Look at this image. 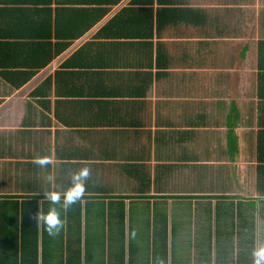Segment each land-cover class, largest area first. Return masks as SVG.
I'll use <instances>...</instances> for the list:
<instances>
[{
    "label": "crops",
    "instance_id": "obj_1",
    "mask_svg": "<svg viewBox=\"0 0 264 264\" xmlns=\"http://www.w3.org/2000/svg\"><path fill=\"white\" fill-rule=\"evenodd\" d=\"M10 7L51 10V33H4ZM37 156L61 191L92 169L55 238ZM261 245L264 0H0L6 264H253Z\"/></svg>",
    "mask_w": 264,
    "mask_h": 264
},
{
    "label": "clouds",
    "instance_id": "obj_2",
    "mask_svg": "<svg viewBox=\"0 0 264 264\" xmlns=\"http://www.w3.org/2000/svg\"><path fill=\"white\" fill-rule=\"evenodd\" d=\"M34 163L40 169H52L47 171L43 180L47 188L40 191L42 199L38 202V208L34 215L37 224H43L50 237H58L68 226L67 213L78 203H80L88 189V182L92 176V169L83 166L71 174L70 185L59 190L57 179L54 173L56 167L54 158L51 156H37ZM49 203L47 212L44 211L43 202ZM253 264H264V245L253 251Z\"/></svg>",
    "mask_w": 264,
    "mask_h": 264
},
{
    "label": "trees",
    "instance_id": "obj_3",
    "mask_svg": "<svg viewBox=\"0 0 264 264\" xmlns=\"http://www.w3.org/2000/svg\"><path fill=\"white\" fill-rule=\"evenodd\" d=\"M16 2V3H27L28 1L31 3H44L46 5H49L52 0H5V2ZM7 9H11L7 11V14L9 15L10 21L8 22H2L4 24V33L7 34V32L10 33H14V34H18V35H22V31H24L23 28L25 29H29L32 26H36L37 28H39L42 31H46L49 35V33H51L50 27H51V17H52V11L49 9H45V10H37L33 13H31V16L28 17V19H32L30 24H28V22L26 21V18H24V16H29V11H27V15L25 14V10L24 9H19V8H6ZM20 14V15H19ZM50 14V15H49ZM19 15V16H18ZM24 18V19H23ZM46 24V27H45ZM25 25V26H24ZM22 29V30H21ZM41 46V44H39ZM21 48L23 46V44L20 45ZM43 47H38V50H41ZM18 49L20 50V48L18 47ZM30 56V55H29ZM40 59V60H39ZM42 57L37 58L36 61H38V66H36V68H41L43 65H41L40 61H44L43 63H45V59L41 60ZM30 61H35V60H30ZM27 66H29L28 63H26ZM6 222L11 223L12 221H5L3 220L1 222V229L5 230L6 228ZM22 227H25L24 225H22ZM5 233V231H4ZM11 238V236H10ZM9 240V239H8ZM10 244L9 246L12 247L14 245H12L13 243H8ZM4 249L7 248V246L2 247ZM10 252V250H1V262L0 264H6V258H8V253ZM26 261H24L25 263ZM37 249L35 247V253H34V259L33 261L29 262L28 264H37Z\"/></svg>",
    "mask_w": 264,
    "mask_h": 264
}]
</instances>
